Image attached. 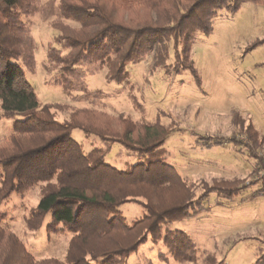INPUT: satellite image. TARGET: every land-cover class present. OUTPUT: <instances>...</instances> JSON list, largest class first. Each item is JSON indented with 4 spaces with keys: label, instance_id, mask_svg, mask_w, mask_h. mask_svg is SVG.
<instances>
[{
    "label": "trees",
    "instance_id": "trees-1",
    "mask_svg": "<svg viewBox=\"0 0 264 264\" xmlns=\"http://www.w3.org/2000/svg\"><path fill=\"white\" fill-rule=\"evenodd\" d=\"M244 1L264 3L0 0V117L13 124L0 142V264H128L149 241L161 242L163 261H196V246L168 226L208 210L203 203L212 194L231 199L242 190L243 179L190 181L166 150L172 129L160 121L110 113L105 100L117 93L90 89L87 79L104 72L108 82L127 83L130 67L170 40L174 71L198 76L190 59L192 38L210 34L220 10L236 12ZM37 13L50 19L58 33L42 61L45 83L62 87L73 104L42 103L28 80L27 74L38 71V42L27 19ZM180 42L182 51L176 49ZM263 43L259 39L252 47ZM64 110L68 115L60 118ZM243 130L248 139L231 143L248 155L255 171L264 142L250 126ZM195 138L206 149L229 142L218 136ZM31 191L39 198L28 209L27 228L66 237L62 258L36 257L10 224L6 207L14 196ZM260 194L264 186L252 197ZM130 209L138 210L131 218ZM200 259L198 264H227L214 252ZM137 264L155 263L144 254ZM254 264H264V247Z\"/></svg>",
    "mask_w": 264,
    "mask_h": 264
},
{
    "label": "rangeland",
    "instance_id": "rangeland-1",
    "mask_svg": "<svg viewBox=\"0 0 264 264\" xmlns=\"http://www.w3.org/2000/svg\"><path fill=\"white\" fill-rule=\"evenodd\" d=\"M43 17L37 13L27 19L38 42V71L35 75L27 74L28 80L42 103L73 104L62 87L45 83L47 73L42 61L58 33L50 19ZM263 38L264 3L244 1L236 12L220 10L210 34L198 32L192 38L190 59L198 76L190 70L174 71L171 65L176 61L175 43L170 40L152 50L145 60L132 65L127 83L108 82L104 72L87 79L90 89L117 93L105 100L110 113L160 121L172 129L166 150L190 181L213 183L235 177L243 179L242 190L231 199L212 194L203 203L208 210L168 226L181 231L196 246L198 262L203 254L214 252L218 260L225 259L227 264H254L264 247V194L252 197L256 189L264 186V154L261 163L254 162L256 170L253 171L248 155L231 143L247 140L243 128L248 126L264 142V43L252 47ZM184 47L180 42L176 49L182 51ZM67 115L65 110L58 112L60 118ZM12 125L11 120L0 117V142L10 133ZM197 135L223 137L229 142L206 149L196 143ZM78 137L83 140L80 133ZM38 198L36 191L14 196L6 207L11 210L10 224L36 257L62 258L66 237L48 234L45 229L32 233L27 228L28 209L37 204ZM136 211L130 209L127 215L131 218ZM160 243L149 241L130 256L128 264H137L144 254L155 264H198L181 262L174 257L169 262L161 260L159 252L165 248Z\"/></svg>",
    "mask_w": 264,
    "mask_h": 264
},
{
    "label": "built area",
    "instance_id": "built-area-1",
    "mask_svg": "<svg viewBox=\"0 0 264 264\" xmlns=\"http://www.w3.org/2000/svg\"><path fill=\"white\" fill-rule=\"evenodd\" d=\"M262 178H263V180H264V176H263Z\"/></svg>",
    "mask_w": 264,
    "mask_h": 264
}]
</instances>
